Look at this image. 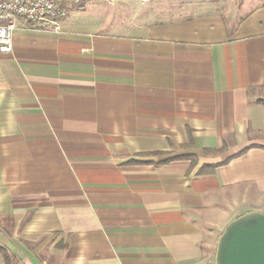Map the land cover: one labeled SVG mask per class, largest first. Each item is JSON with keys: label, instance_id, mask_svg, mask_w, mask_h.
Instances as JSON below:
<instances>
[{"label": "crops", "instance_id": "1", "mask_svg": "<svg viewBox=\"0 0 264 264\" xmlns=\"http://www.w3.org/2000/svg\"><path fill=\"white\" fill-rule=\"evenodd\" d=\"M149 1L17 19L0 264H217L225 228L264 213V0Z\"/></svg>", "mask_w": 264, "mask_h": 264}, {"label": "water", "instance_id": "2", "mask_svg": "<svg viewBox=\"0 0 264 264\" xmlns=\"http://www.w3.org/2000/svg\"><path fill=\"white\" fill-rule=\"evenodd\" d=\"M217 264H264V214L252 212L231 222L222 234Z\"/></svg>", "mask_w": 264, "mask_h": 264}, {"label": "built area", "instance_id": "3", "mask_svg": "<svg viewBox=\"0 0 264 264\" xmlns=\"http://www.w3.org/2000/svg\"><path fill=\"white\" fill-rule=\"evenodd\" d=\"M67 1L81 3L88 0H0V52L13 51L17 19L55 21L64 17Z\"/></svg>", "mask_w": 264, "mask_h": 264}, {"label": "rangeland", "instance_id": "4", "mask_svg": "<svg viewBox=\"0 0 264 264\" xmlns=\"http://www.w3.org/2000/svg\"><path fill=\"white\" fill-rule=\"evenodd\" d=\"M175 1L178 3L182 2V0H175ZM166 2L167 1H164V0H150L148 2V4H147V2L142 3L140 5L141 6L140 10H145V9L154 10L156 13H159L158 16L156 15L158 18H167V17L175 16L177 14V12H175L174 9H165L167 6V3L169 1L167 3ZM210 2H211V0H210ZM171 3L172 2H169V4H171ZM160 8H162V9H160ZM170 8H173V7H170ZM262 214H264V213H262ZM234 220H236V218ZM226 228H225V230H226ZM225 230H224V232H225Z\"/></svg>", "mask_w": 264, "mask_h": 264}, {"label": "trees", "instance_id": "5", "mask_svg": "<svg viewBox=\"0 0 264 264\" xmlns=\"http://www.w3.org/2000/svg\"><path fill=\"white\" fill-rule=\"evenodd\" d=\"M263 104H264V102H262ZM243 153V152H242ZM242 153H239V154H236V155H234L232 158H235V157H238L239 155H241ZM232 158H230V159H232ZM228 162H229V160H227V161H225V162H222V163H220V164H218V165H215V166H213V168L214 167H218V166H221V165H226V164H228ZM3 250L0 248V252H2Z\"/></svg>", "mask_w": 264, "mask_h": 264}]
</instances>
